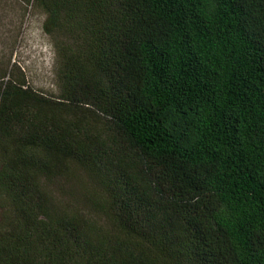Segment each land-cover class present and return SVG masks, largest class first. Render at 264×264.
I'll use <instances>...</instances> for the list:
<instances>
[{
	"label": "trees",
	"instance_id": "1",
	"mask_svg": "<svg viewBox=\"0 0 264 264\" xmlns=\"http://www.w3.org/2000/svg\"><path fill=\"white\" fill-rule=\"evenodd\" d=\"M15 1L58 93L0 58V264H264V0Z\"/></svg>",
	"mask_w": 264,
	"mask_h": 264
},
{
	"label": "rangeland",
	"instance_id": "2",
	"mask_svg": "<svg viewBox=\"0 0 264 264\" xmlns=\"http://www.w3.org/2000/svg\"><path fill=\"white\" fill-rule=\"evenodd\" d=\"M44 20L45 14L35 5H28L22 17L15 0H0V58H10L12 69L28 86L54 97L58 93L56 56L51 39L43 30ZM84 183L89 185L86 179ZM66 191L78 199L79 192Z\"/></svg>",
	"mask_w": 264,
	"mask_h": 264
}]
</instances>
